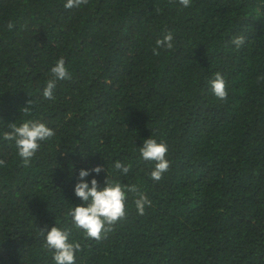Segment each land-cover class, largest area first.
<instances>
[{"label": "trees", "instance_id": "1", "mask_svg": "<svg viewBox=\"0 0 264 264\" xmlns=\"http://www.w3.org/2000/svg\"><path fill=\"white\" fill-rule=\"evenodd\" d=\"M61 57L70 78L49 100ZM23 120L54 130L28 165L2 138ZM148 136L168 146L159 181L138 150ZM0 161V264H54L42 229L55 222L81 245L75 264H264V0H0ZM93 165L150 201L139 215L129 192L99 240L67 215Z\"/></svg>", "mask_w": 264, "mask_h": 264}, {"label": "clouds", "instance_id": "2", "mask_svg": "<svg viewBox=\"0 0 264 264\" xmlns=\"http://www.w3.org/2000/svg\"><path fill=\"white\" fill-rule=\"evenodd\" d=\"M184 8L191 5V0H178ZM87 0H64L67 9L79 8ZM13 25L8 24L11 28ZM243 36H235L231 40L236 48L244 44ZM154 54H159L157 49L173 46V35L166 33L163 38L156 40ZM52 78L47 80L42 91V96L49 100L54 99L53 91L59 80L70 78V73L65 65L64 59L58 58L50 68ZM208 86L213 95L220 99L227 98L225 79L222 74L216 72L208 80ZM10 130L2 134L4 140L14 141L16 152L25 165H28L40 147V142L54 135V130L44 121L23 120L19 124L13 122L9 125ZM140 158L152 162L150 177L159 181L162 175L168 171L169 160L166 158L168 146L164 141L148 136L138 147ZM4 162L0 161V165ZM131 165L122 161H114L113 168L119 170L120 174L127 176ZM105 172L101 165H93L91 168L81 167L73 185V192L79 198L80 203L68 210L67 215L71 217L75 228L82 230L86 237L99 240L102 232L108 231L106 227L112 225L125 215V203L129 192L135 193L134 204L139 215H143L146 205L150 204L148 198L132 184H124L119 180L111 179L106 173L103 181H98L97 175ZM96 174V175H93ZM45 245L52 251L54 264H75L76 253L81 251V245L75 240L69 239V231L57 226L55 222L51 227L43 228Z\"/></svg>", "mask_w": 264, "mask_h": 264}]
</instances>
